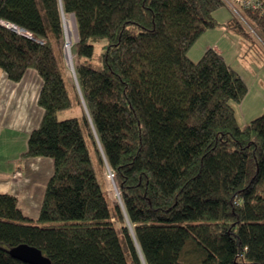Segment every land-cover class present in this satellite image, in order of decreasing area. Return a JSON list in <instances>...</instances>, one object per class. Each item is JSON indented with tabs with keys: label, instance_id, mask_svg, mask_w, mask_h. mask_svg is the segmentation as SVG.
Instances as JSON below:
<instances>
[{
	"label": "trees",
	"instance_id": "16d2710c",
	"mask_svg": "<svg viewBox=\"0 0 264 264\" xmlns=\"http://www.w3.org/2000/svg\"><path fill=\"white\" fill-rule=\"evenodd\" d=\"M261 2L236 5L264 41ZM229 3L0 0V68L16 82L30 68L43 79L44 115L24 156L55 163L38 217L0 193V264H28L10 253L23 243L53 264H264V113L242 126L243 76L214 48L189 55ZM228 27L255 43L236 15ZM70 109L80 115L64 117Z\"/></svg>",
	"mask_w": 264,
	"mask_h": 264
},
{
	"label": "crops",
	"instance_id": "0c3cea01",
	"mask_svg": "<svg viewBox=\"0 0 264 264\" xmlns=\"http://www.w3.org/2000/svg\"><path fill=\"white\" fill-rule=\"evenodd\" d=\"M42 86L43 79L33 68L19 82L0 68V193L15 194L24 213L31 217H38L55 169L50 157L24 156L29 136L44 115L39 104ZM25 201L30 207L22 203Z\"/></svg>",
	"mask_w": 264,
	"mask_h": 264
},
{
	"label": "rangeland",
	"instance_id": "374dc122",
	"mask_svg": "<svg viewBox=\"0 0 264 264\" xmlns=\"http://www.w3.org/2000/svg\"><path fill=\"white\" fill-rule=\"evenodd\" d=\"M229 1L230 3L228 6L220 8L215 13V16L218 20V26L205 32L202 37L193 45L189 55L193 60L198 61L209 48H214L222 53L225 56L226 61L240 72L248 84L249 92L242 103L234 102V106L236 108L237 117L240 124L242 126H246L250 121L264 113V41L260 38L256 28L244 17L241 9H239V7L236 5V0ZM233 15L239 17L241 22L249 28L251 34L255 38V43H251L244 36L232 31L228 27V21L233 17ZM67 23L72 29H74L73 15H69L64 20V53L70 80L75 81L74 68L77 63V56L72 50V60L67 57ZM78 39V34L77 36L76 34H73L72 48ZM65 112L68 114L73 113L74 115H80V109H70ZM52 160L54 159L52 158ZM109 176L110 175L107 172L106 183L109 190V195L111 198L121 201L120 190L116 184V181ZM22 203H26V205L30 207L29 202L25 201ZM39 205L41 206V203ZM118 225L121 226V223L118 222Z\"/></svg>",
	"mask_w": 264,
	"mask_h": 264
},
{
	"label": "water",
	"instance_id": "95a60500",
	"mask_svg": "<svg viewBox=\"0 0 264 264\" xmlns=\"http://www.w3.org/2000/svg\"><path fill=\"white\" fill-rule=\"evenodd\" d=\"M5 24L6 26L10 27L11 29L23 35H26L30 38L37 39L32 34H30L28 31H26L24 28H20L17 25H14L11 23H5ZM74 74L76 77L75 68H74ZM10 253L12 254L13 257L25 263H28V264H53L52 260L48 256H46L41 249H39L38 247L32 246V245H29L27 243H23V244L13 247L10 250Z\"/></svg>",
	"mask_w": 264,
	"mask_h": 264
},
{
	"label": "bare ground",
	"instance_id": "6f19581e",
	"mask_svg": "<svg viewBox=\"0 0 264 264\" xmlns=\"http://www.w3.org/2000/svg\"><path fill=\"white\" fill-rule=\"evenodd\" d=\"M75 16H73V20H74V29H72L69 25H68V23H67V25H66V37H67V39H66V42H68V44H67V47H66V51H67V57L70 59V60H72V57H73V54H72V36H73V34H76V36H77V27H76V21H75V18H74ZM78 24V23H77ZM74 39H76V38H74ZM74 49H76V48H74ZM76 51V50H75ZM73 63V62H72ZM73 70V69H72Z\"/></svg>",
	"mask_w": 264,
	"mask_h": 264
},
{
	"label": "built area",
	"instance_id": "2783aa9c",
	"mask_svg": "<svg viewBox=\"0 0 264 264\" xmlns=\"http://www.w3.org/2000/svg\"><path fill=\"white\" fill-rule=\"evenodd\" d=\"M240 2H243V4L246 7H251L254 9H259L262 7L261 0H239ZM109 177H111L114 180V174L112 172H109Z\"/></svg>",
	"mask_w": 264,
	"mask_h": 264
}]
</instances>
